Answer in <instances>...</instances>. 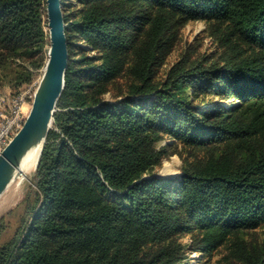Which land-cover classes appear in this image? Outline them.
Returning a JSON list of instances; mask_svg holds the SVG:
<instances>
[{
	"label": "trees",
	"instance_id": "16d2710c",
	"mask_svg": "<svg viewBox=\"0 0 264 264\" xmlns=\"http://www.w3.org/2000/svg\"><path fill=\"white\" fill-rule=\"evenodd\" d=\"M76 1L75 9L62 0L65 88L35 187L13 212L22 211L16 224L0 221V264H181L179 244L153 256L142 251L196 228L200 251L212 253L263 222L264 0ZM45 17L46 0H0V66L42 48ZM174 18L225 23L250 53L213 68L179 65L159 89L153 68L175 37L167 38ZM129 52L136 57L130 93L103 101ZM215 95L229 105L206 100ZM164 132L190 146L232 142V149L179 180L146 177L163 162ZM109 191L121 198L111 202ZM240 248L242 264H264L261 250Z\"/></svg>",
	"mask_w": 264,
	"mask_h": 264
},
{
	"label": "rangeland",
	"instance_id": "374dc122",
	"mask_svg": "<svg viewBox=\"0 0 264 264\" xmlns=\"http://www.w3.org/2000/svg\"><path fill=\"white\" fill-rule=\"evenodd\" d=\"M71 2L73 3V8L76 9L77 6L74 7V4L79 5L78 1L68 0L69 4ZM65 25L67 26L66 23ZM43 28L47 38L41 49L36 46L28 51L24 49L20 53L21 56L10 57L7 66H0V99H7L8 103L5 105H11L18 94L28 92V104L24 105L25 112H30L31 110L33 96L42 80L49 56L50 37L48 19L46 17ZM172 35L175 37H172ZM168 37H172L173 41L165 48L153 68L154 84L159 89L163 88L162 86L167 82L171 71L179 65L187 69L195 66L213 68L224 66V59L235 60L240 55L247 56L250 53L247 46L235 44L228 25L217 20L188 21L174 18L171 20ZM83 43L79 42L80 45H84ZM135 46L137 47V44ZM30 52L31 54H29ZM88 53L87 57L100 55L96 51H89ZM74 59H83L82 52L78 51ZM123 60L125 61L124 70L108 86L106 93L101 96L103 101L118 103L131 91L129 87L133 80L129 69L135 63L136 57H134L132 52H129L128 56ZM101 64V62H98V65ZM21 74H23V80L19 79ZM151 96H155V93ZM206 100L223 102L225 105L230 103L225 102L224 97L219 95L208 96ZM232 144V142H218L207 146H190L180 140L171 139V135L164 132L162 140L157 143L158 150L164 151L163 162L161 165L151 169L146 174V177L152 175L163 179L179 180L186 170L203 165L210 158L231 151ZM234 148L236 147L234 146ZM37 171L38 167L36 170L27 173L28 175L22 176L19 184L10 185L0 196V221L5 218L7 222L17 223L22 211L14 214L13 212L23 202L29 189L35 187ZM121 195V193L109 191L105 196L112 202L120 199ZM190 221L192 220H187V225H191ZM12 234L13 230L6 233L3 242L7 241ZM201 239L202 232L200 229L183 230L173 235L169 241L147 244L142 251V255L153 256L161 248L176 243L182 246V254L185 255L181 264H242L240 261V247L242 244L247 245L249 248L256 247L264 253V221L252 229H244L233 234L226 243L212 253L200 251Z\"/></svg>",
	"mask_w": 264,
	"mask_h": 264
},
{
	"label": "water",
	"instance_id": "95a60500",
	"mask_svg": "<svg viewBox=\"0 0 264 264\" xmlns=\"http://www.w3.org/2000/svg\"><path fill=\"white\" fill-rule=\"evenodd\" d=\"M46 2L50 37L49 56L26 122L0 155V196L11 184L23 158L33 146L41 145L42 155L57 104L65 88L70 52L62 1Z\"/></svg>",
	"mask_w": 264,
	"mask_h": 264
},
{
	"label": "built area",
	"instance_id": "2783aa9c",
	"mask_svg": "<svg viewBox=\"0 0 264 264\" xmlns=\"http://www.w3.org/2000/svg\"><path fill=\"white\" fill-rule=\"evenodd\" d=\"M28 95V92L18 94L11 105H5L7 99H0V155L26 122L29 111H24V105L28 104Z\"/></svg>",
	"mask_w": 264,
	"mask_h": 264
},
{
	"label": "bare ground",
	"instance_id": "6f19581e",
	"mask_svg": "<svg viewBox=\"0 0 264 264\" xmlns=\"http://www.w3.org/2000/svg\"><path fill=\"white\" fill-rule=\"evenodd\" d=\"M41 150H42L41 145H35L26 153L25 157L23 158L21 162V165L19 166L18 172L13 178V180L11 181L10 185L19 184L22 180V176H24L27 173H30L31 171L36 170V168L39 165L40 158H41Z\"/></svg>",
	"mask_w": 264,
	"mask_h": 264
}]
</instances>
